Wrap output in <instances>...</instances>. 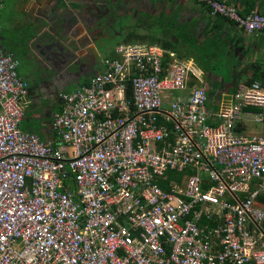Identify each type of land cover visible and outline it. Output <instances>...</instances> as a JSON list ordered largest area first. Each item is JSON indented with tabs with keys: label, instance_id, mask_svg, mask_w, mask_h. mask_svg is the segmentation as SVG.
I'll use <instances>...</instances> for the list:
<instances>
[{
	"label": "built area",
	"instance_id": "1",
	"mask_svg": "<svg viewBox=\"0 0 264 264\" xmlns=\"http://www.w3.org/2000/svg\"><path fill=\"white\" fill-rule=\"evenodd\" d=\"M200 1L264 31L259 10ZM164 53L117 44L59 93L44 140L21 128L29 83L0 48V264H264V131H239L246 108L264 122V84L211 108L197 62Z\"/></svg>",
	"mask_w": 264,
	"mask_h": 264
},
{
	"label": "crops",
	"instance_id": "2",
	"mask_svg": "<svg viewBox=\"0 0 264 264\" xmlns=\"http://www.w3.org/2000/svg\"><path fill=\"white\" fill-rule=\"evenodd\" d=\"M149 1L10 0L5 6L10 19L6 20L3 27L0 25V30L3 28V30L9 31L12 27L17 29L30 24L37 29L32 40L48 42L49 39L45 37L47 32L53 38L54 34L57 35L59 44L64 47L71 44L73 48L70 51L73 52V58L75 57L73 62L78 63L80 71L84 74V79L76 82L74 87L67 91L74 90L77 85L87 81L93 74L100 71L103 67V58L113 55L115 46L122 43L123 36L126 34L134 36L137 22L143 23L142 30L147 32L148 24L154 17H158L162 23L164 21L173 23L176 28L169 30L162 27V24L160 27L156 25L155 29H159L161 33L159 37L163 39L156 37L151 41L154 44L161 43L160 45L166 50L167 56L177 54L182 59L191 58L197 62L207 77L209 107L219 109L227 104L232 92L240 84L250 83L253 80H259L264 84V31L247 33L244 28L243 30L234 22L217 21L208 6L203 7V3L199 0H193L197 6H193L194 4L189 2L190 0ZM223 1L235 5L241 12H246L247 8L253 5L251 11L259 10L264 13V0ZM130 8H133V12L129 11ZM78 12L81 13L82 19H77ZM149 12L153 13L152 16H147ZM44 13H48L47 16L51 17L54 23H49ZM125 19L127 22L123 23ZM100 22L104 23V26L99 25ZM157 23L155 21L154 25ZM126 24L131 30L123 28ZM48 26H51L56 32L49 30ZM186 29L189 31L185 32ZM187 32L192 34L193 44L190 48L184 40ZM164 44H168L166 46H170V48ZM221 44L225 56L224 64H220L218 61L220 59L218 57L222 53L219 52ZM14 46L15 42L11 37L0 35V48L14 54L12 51ZM207 49L208 60L202 64L201 57H205L201 53ZM55 54L58 58V53L55 52ZM214 61L219 63L215 65ZM92 63L95 64V67H92ZM69 67L70 65L65 69ZM216 68H223L226 71H212ZM40 95V87H29L27 95L29 99L26 97L25 103L31 102L32 99L36 100L37 97L40 98ZM56 106V111L52 106L47 108V112L43 111L41 122L30 127V132L36 133L44 140L52 139L54 136L52 122L54 114L60 109V104L57 102ZM254 109L255 107L246 108L247 112L242 115L239 131L246 135L259 134L264 131V122L258 114L261 111L256 112ZM251 121L261 126L257 132L248 131V123Z\"/></svg>",
	"mask_w": 264,
	"mask_h": 264
},
{
	"label": "rangeland",
	"instance_id": "3",
	"mask_svg": "<svg viewBox=\"0 0 264 264\" xmlns=\"http://www.w3.org/2000/svg\"><path fill=\"white\" fill-rule=\"evenodd\" d=\"M162 2L160 0H150L149 2ZM10 0L5 1V5L0 10V25L3 27L5 25L6 20L10 19V15H7V12L5 10L6 4H8ZM192 4H194L193 0H190ZM201 2V1H200ZM167 4V3H165ZM197 6V5H193ZM207 5L203 3V7H206ZM131 12H133V8H130ZM127 12V11H126ZM137 13V11H136ZM152 12H149L147 16H152ZM212 14V13H211ZM45 18L49 23H54L52 21V18L47 16L48 13H44ZM132 15V14H131ZM138 15V14H137ZM30 20V19H29ZM32 21V19L30 20ZM158 22L154 25V23ZM127 22L126 19L123 21V23ZM161 26L173 30L176 28L173 23L168 22H161L158 17L152 18L150 23L147 27V32H144L142 28L144 27L143 23H138L136 25V29L134 31V36L132 37L130 34H126L122 38V42H131V43H140L144 45H157L161 47V43L154 44L151 40L157 38L163 39L162 37H159V34H161L159 29H155L156 25L160 27ZM49 25V24H48ZM99 25L104 26V23H99ZM127 26V27H126ZM49 30H52V32H56L55 29H53L51 26H48ZM229 27V26H228ZM123 28L125 30L130 27L126 24ZM241 28V27H240ZM238 27V29H240ZM243 29V28H242ZM244 30V29H243ZM36 27L32 25L18 27L17 29L14 27L10 28L8 30H3V28L0 30V35L3 34L4 36L8 35L12 38V40L15 42V46L13 47V52L15 57L19 60V72L20 74L28 81L30 87H40L41 88V95L40 98L37 97L36 100H31V102H26L24 105V117L21 123V128L25 131H30V127L36 125L37 123L41 122V113L43 111L47 112L48 107H55V111L57 109L56 103L59 102V93L62 91L70 90L74 87L76 82L82 81L84 79V74L80 71V67L77 62H73V52H71L69 49H66L63 53H58L59 47H57L56 44H54L55 40L53 37L45 33L46 39L49 38L48 42L43 40H32V38L36 34ZM246 31V30H244ZM247 33H253L248 32ZM54 36H57L54 34ZM32 42L30 43V41ZM45 40V38H44ZM150 40V41H149ZM120 41V40H119ZM151 42V43H150ZM118 43V42H116ZM45 47L50 48L49 51L45 49ZM64 48V47H63ZM73 47L70 44V49ZM162 48V47H161ZM222 51H221V50ZM219 52L221 53L218 58H220L218 61L220 64H224V55H223V45H220ZM56 53H58V58H56ZM166 52V50H165ZM208 49L201 54L205 57H201L202 64L205 63V61L208 60ZM200 54V55H201ZM166 53H164V56ZM177 59H182L177 54L174 56ZM218 61H214L215 65L219 63ZM73 63V64H72ZM72 64V65H71ZM70 65L69 68H66V66ZM92 67H95V64H91ZM220 69V70H219ZM212 71H226L223 68H216L212 69ZM27 99H29L27 97ZM256 112H260L261 110L258 108L254 109ZM54 111V110H52ZM260 125H258L256 122H249L248 123V131H258L260 129Z\"/></svg>",
	"mask_w": 264,
	"mask_h": 264
},
{
	"label": "trees",
	"instance_id": "4",
	"mask_svg": "<svg viewBox=\"0 0 264 264\" xmlns=\"http://www.w3.org/2000/svg\"><path fill=\"white\" fill-rule=\"evenodd\" d=\"M200 1V0H199ZM203 3V2H202ZM253 5L252 6H249L248 8H247V10H246V12H241V14L242 15H246V14H248L249 13V11H251V9H253ZM208 9L210 10V12L212 11L211 10V8L208 6ZM212 13V12H211ZM214 16L216 17V19H217V21H219V20H223V21H228V22H232V21H230V20H228L227 18H225V17H223V16H221V15H218V14H214ZM190 29V28H189ZM189 29H186L185 30V32L186 31H189ZM186 38L184 39L185 41H186V43H188V47L190 48L191 46H192V44H193V40H192V34L191 33H189V32H187L186 34ZM165 45V44H164ZM166 45H168V44H166ZM165 45V46H166ZM171 45H173V44H171ZM166 47H168V48H170V46H166ZM172 47V46H171ZM127 95H128V98L130 99L131 97H132V91L129 89L128 91H127ZM165 186V185H164ZM261 207H263L264 208V195H261L259 198H258V202H257Z\"/></svg>",
	"mask_w": 264,
	"mask_h": 264
},
{
	"label": "flooded vegetation",
	"instance_id": "5",
	"mask_svg": "<svg viewBox=\"0 0 264 264\" xmlns=\"http://www.w3.org/2000/svg\"><path fill=\"white\" fill-rule=\"evenodd\" d=\"M5 1H6V0H5ZM4 3H5V2H4ZM51 36H52V35H51ZM48 39H49V38H48ZM53 39L55 40L54 44H56L57 47H59L58 53H60V49L63 48L64 46L61 45V44H59L58 39L56 38V36H55ZM45 49H47V51L50 50V48H48V47H46ZM29 87H30V86H29Z\"/></svg>",
	"mask_w": 264,
	"mask_h": 264
},
{
	"label": "water",
	"instance_id": "6",
	"mask_svg": "<svg viewBox=\"0 0 264 264\" xmlns=\"http://www.w3.org/2000/svg\"><path fill=\"white\" fill-rule=\"evenodd\" d=\"M92 14H93V13H92ZM77 17H78L77 19H82V15H81V13H80V12H78V13H77ZM76 21H77V20H76ZM68 45L70 46V44H68ZM69 46H66V45H65V47H64V48H61V49H60V53H63V52H65V51H66V49H69V50H70Z\"/></svg>",
	"mask_w": 264,
	"mask_h": 264
}]
</instances>
